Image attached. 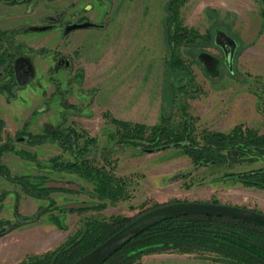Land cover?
Here are the masks:
<instances>
[{"label": "rangeland", "instance_id": "1", "mask_svg": "<svg viewBox=\"0 0 264 264\" xmlns=\"http://www.w3.org/2000/svg\"><path fill=\"white\" fill-rule=\"evenodd\" d=\"M165 1H103V27L91 29L90 37L84 42L81 40L79 46H75L71 35L58 40L56 29L48 33H31L40 36L37 46L44 49L58 41L55 48L67 56L70 65L57 67L45 50L42 55L33 53L34 70L29 82L12 87L14 97L6 100V106L0 102V110L7 113L0 144L6 133L15 147L33 152L35 159L5 150L1 161L11 174L35 176L34 183L73 189L71 193H50L59 207L93 202H103L104 207L79 213L62 211L59 215L55 207H48L46 199L30 194L20 183L0 175V191L5 190L0 201V219H15V211L33 215L37 207H41L36 221L21 224L0 235V264H17L25 255L52 249L78 229L84 217L106 218L110 214L132 217L154 204L174 200L216 199L219 203L255 207L264 212L263 189L243 186L238 181L221 177L227 171L264 166L260 160L236 162L231 166L213 162L193 166L190 157L179 147L168 145L142 151L115 140L106 112L116 118L144 124L159 120L166 54L161 25ZM216 3L215 0H186L179 9L182 22L194 29L196 37L192 43L179 45L177 51L191 62L194 79L201 88L196 97L188 99L186 110L195 117L197 129L206 127L226 131L233 124L242 122L264 132V118L255 109L256 100L252 93V90L261 93L264 105V21L261 24L264 3L261 0H220L217 16L216 12L214 14ZM102 11L95 5L91 16L97 19ZM214 22L221 30L240 39L232 67L243 80L235 79L222 65L206 71L201 65L205 67V62L194 60L197 50L221 55L211 40ZM221 35L218 30L217 36ZM47 66L51 67L49 72ZM11 99L17 101L18 106L15 101L11 104ZM17 108L19 111L13 112ZM69 124L95 137L96 144L91 152L96 157H109L114 164V174L126 179L128 198L116 201L98 198L92 193L91 181L52 166L48 157L59 155L65 159L71 156L61 150L56 140L27 143L20 138V128L39 132ZM51 214L58 215V221L65 229L52 224ZM211 255L208 251L150 252L132 264H214Z\"/></svg>", "mask_w": 264, "mask_h": 264}, {"label": "trees", "instance_id": "2", "mask_svg": "<svg viewBox=\"0 0 264 264\" xmlns=\"http://www.w3.org/2000/svg\"><path fill=\"white\" fill-rule=\"evenodd\" d=\"M185 1L166 0L164 3L161 25L166 54L163 58L164 78L160 93L159 120L152 124H144L116 118L106 112L104 114L113 126L115 140L118 143L134 145L142 151H152L168 145L179 147L190 157L193 166L212 162L231 166L236 162L256 160L264 163V132H258L254 127L242 122L233 124L226 131L206 127L197 129L194 125L195 117L186 110L188 99L196 97L201 88L194 79L191 62L181 57L177 51L179 45L192 43L196 37L194 29L186 26L179 16L180 6ZM215 12L214 9V14ZM261 14L263 24L264 13ZM218 30L223 35L217 36ZM212 36L214 45L223 53L221 61L226 66L237 54L241 41L231 32L221 30L217 22H214ZM206 39L208 40V37ZM200 51H196L195 61H199L197 53ZM204 69L207 71L205 67ZM229 74L237 80H243L233 68ZM12 87L13 79L9 73L6 80L0 81V93L5 100L14 97ZM252 93L256 100L255 109L264 118L263 96L257 90H252ZM3 127L4 120L0 117V140ZM19 131L27 143L56 140L61 150L67 151L71 156L61 159L59 155H52L47 160L57 170L75 173L91 181L92 193L96 197L108 198L111 201L128 198L126 179L114 174V164L109 157H96L91 152L96 144L94 136L70 124L56 125L39 132L24 131L23 128ZM4 137L0 144V175L20 183L30 194L46 199L48 207H55L59 215L62 211L79 213L104 207L103 202L59 207L50 193L55 191L71 193L74 192L73 189L34 183L36 177L27 174H11L6 164L1 161L3 151L11 150L30 159H35V154L15 147L6 133ZM221 177L238 181L243 186L264 190V166L261 165L227 171L221 174ZM4 194L5 190H1L0 201ZM210 202L219 203L216 199H211ZM158 205L160 204H154L150 208ZM37 208L33 215H23L15 211V219H0V235L21 224L36 221L41 213V207ZM250 209L260 211L255 207ZM146 210L132 217L110 214L106 218H81L80 227L68 234L55 247L40 254L25 255L17 264H67ZM50 221L59 229H65V226L59 223L58 215L51 214ZM207 251L212 253L211 260L214 264H264V225L227 215H176L143 229L98 264H132L138 261L141 255L150 252Z\"/></svg>", "mask_w": 264, "mask_h": 264}, {"label": "flooded vegetation", "instance_id": "3", "mask_svg": "<svg viewBox=\"0 0 264 264\" xmlns=\"http://www.w3.org/2000/svg\"><path fill=\"white\" fill-rule=\"evenodd\" d=\"M103 1L105 0H0V78L6 80L10 73L13 87L26 85L32 76L23 84H18L13 71L14 62L18 58L26 59L31 65L33 75L34 67L31 57L33 53L42 55L41 52L44 50L57 67L58 65L64 68L69 67L67 56L55 48L58 41L44 49L37 46L40 36H33L31 33H48L56 29L58 40L71 35L75 46H79L81 40L84 42L90 37L91 29L103 27L102 15L105 13ZM261 1L264 3V0ZM95 5L103 9L97 19L91 16ZM80 24L83 26H78ZM67 27L70 28L64 32L63 29ZM220 53L221 55L218 56L201 50L197 53L198 62H205L206 69L215 70L222 65L227 72H231L232 62L224 66L221 61L223 55L221 49ZM201 65L204 68L202 63ZM46 70L49 72L51 67L47 66ZM20 138L23 139L22 136Z\"/></svg>", "mask_w": 264, "mask_h": 264}, {"label": "water", "instance_id": "4", "mask_svg": "<svg viewBox=\"0 0 264 264\" xmlns=\"http://www.w3.org/2000/svg\"><path fill=\"white\" fill-rule=\"evenodd\" d=\"M78 26L83 25L80 24ZM69 28H64L63 31L65 32ZM13 71L18 84H23L32 76L31 65L24 58H18L14 62ZM183 214L227 215L264 225V212L235 204L213 203L210 201L168 202L140 213L104 240L67 264H98L148 226L165 218Z\"/></svg>", "mask_w": 264, "mask_h": 264}, {"label": "crops", "instance_id": "5", "mask_svg": "<svg viewBox=\"0 0 264 264\" xmlns=\"http://www.w3.org/2000/svg\"><path fill=\"white\" fill-rule=\"evenodd\" d=\"M215 1H217V3H216V5H214V9L216 10V16H217V14H218V7L220 6L219 4H220V0H215ZM225 2V1H224ZM239 2H241V1H239ZM244 3L246 2V3H248L247 1H243ZM249 4V3H248ZM217 6V7H216ZM221 9H224V8H221ZM233 11L234 10H236V9H232ZM15 101V100H14ZM14 101H13V99H11L10 100V102H12L11 104H13L14 103ZM0 102H2L4 105H5V103H6V101L4 100V98H3V96L2 95H0ZM17 101H15V106H18V104L16 103ZM11 104H9L8 105V107H11L10 105ZM6 106V105H5ZM0 107H1V103H0ZM21 107V106H20ZM19 109L20 108H17L16 110H14L13 112H18L19 111ZM3 110H4V108H3ZM0 115L2 116V118L4 119V121L6 122V117H7V113H5V112H3V111H1L0 110ZM7 123V122H6ZM53 224V223H52Z\"/></svg>", "mask_w": 264, "mask_h": 264}]
</instances>
